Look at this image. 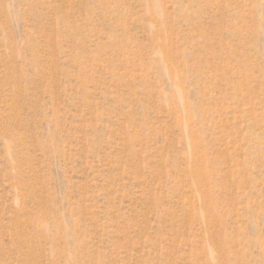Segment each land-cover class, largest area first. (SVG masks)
<instances>
[{"label": "rangeland", "instance_id": "1", "mask_svg": "<svg viewBox=\"0 0 264 264\" xmlns=\"http://www.w3.org/2000/svg\"><path fill=\"white\" fill-rule=\"evenodd\" d=\"M0 264H264V0H0Z\"/></svg>", "mask_w": 264, "mask_h": 264}]
</instances>
